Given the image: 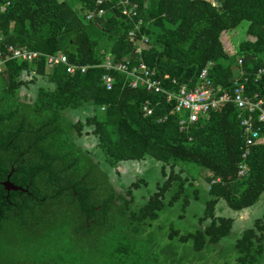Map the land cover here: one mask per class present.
I'll return each mask as SVG.
<instances>
[{
    "label": "trees",
    "instance_id": "obj_1",
    "mask_svg": "<svg viewBox=\"0 0 264 264\" xmlns=\"http://www.w3.org/2000/svg\"><path fill=\"white\" fill-rule=\"evenodd\" d=\"M122 1L137 4V15H124ZM99 9L104 10L101 16L87 19ZM244 21L246 36L235 44L234 30ZM133 31L135 37L130 36ZM0 33L2 47L62 54L70 63L88 66L84 73L70 74L64 65L48 67L41 57L33 62L10 60L0 72V239L9 222L20 224L30 236L40 235L51 222L66 226L75 250L100 232L126 223L128 230L140 233L141 224L158 219L167 206L183 200L187 209L189 187L198 199L194 187L207 171L211 198L199 219L202 227L193 233H170L171 239L192 242L195 251H202L220 243L234 227L233 218L217 215L221 200L234 211L260 200L264 144L246 146L234 103L182 129L175 101L143 86L132 87L128 74L108 71L104 65L108 56L113 63L144 62L171 90L199 86L208 67V79L223 91L231 92L240 80L249 96L264 100V74L257 77L264 68V0H104L101 5L98 0H0ZM142 36L149 43L137 54ZM106 74L114 78L111 90L103 80ZM32 86V101L23 99L22 90ZM147 104L151 115L144 112ZM82 107L89 112L75 119L70 110ZM90 136L110 166L147 157L163 163L164 181L139 210L130 208L133 189L145 180L131 183L120 204L109 173L94 150L83 145ZM242 164L248 167L244 175L239 174ZM8 179L23 190H8L3 185ZM28 246L27 257L34 250L47 252ZM235 248L240 264H264V219L246 229ZM127 250L125 245L118 249L123 254ZM18 257L6 262L21 264Z\"/></svg>",
    "mask_w": 264,
    "mask_h": 264
},
{
    "label": "rangeland",
    "instance_id": "obj_2",
    "mask_svg": "<svg viewBox=\"0 0 264 264\" xmlns=\"http://www.w3.org/2000/svg\"><path fill=\"white\" fill-rule=\"evenodd\" d=\"M248 23L242 22L234 30L235 44H238L246 36ZM224 41L230 45V38L224 36ZM34 86L23 89L21 96L23 99L32 101L35 96ZM89 108L82 107L77 110H70L76 119L83 114L86 115ZM83 145L93 149L96 160L100 162L102 168L107 171L119 191V203L122 204L126 198L125 191L129 185L136 180L143 179L145 184L133 189L134 200L131 204L132 210H139L144 206L149 197L156 191L157 185L164 181L162 171L163 163L153 157L145 160L124 161L117 167L110 166L104 158V154L96 149L94 137H87ZM169 170V169H168ZM199 169L196 168V171ZM207 171H202L200 178L196 182L199 198L194 199L193 188L189 187L191 203L187 209H183V200L167 206L158 219L150 221L143 227L140 233L128 230L124 224L115 226L111 230L100 232L94 236L91 243L82 244V248L75 250L70 239L64 231L66 226H57L56 222L42 231L40 235H28L29 231L23 229L20 224L9 222L5 225L6 235L0 239V264H8L7 260L19 256L21 264H40L47 261L49 264H240L237 261L238 252L235 243L241 234L255 225L258 219H264V193L260 200L252 207L244 211H234L224 200L218 204L217 215L230 217L235 220L232 232L218 244H210L202 251H195L192 242H181L179 238H170L172 230L180 231L182 234L193 233L200 229V217L203 215L206 202L211 198L209 185L206 177ZM175 185L166 196V202L175 193ZM206 223H204L205 225ZM203 225V226H204ZM125 231V232H124ZM124 235H126L124 238ZM44 248L47 252L37 253L32 251L30 256H26L24 250H29L30 246ZM125 245L127 254L119 252L121 246ZM66 247V248H65ZM72 251H68L70 249ZM35 252V253H33ZM42 261V262H41ZM38 262V263H37Z\"/></svg>",
    "mask_w": 264,
    "mask_h": 264
},
{
    "label": "built area",
    "instance_id": "obj_3",
    "mask_svg": "<svg viewBox=\"0 0 264 264\" xmlns=\"http://www.w3.org/2000/svg\"><path fill=\"white\" fill-rule=\"evenodd\" d=\"M104 0H98V4H103ZM8 2L2 7L5 9ZM123 14L128 16L137 15V4H130L129 1H122ZM104 10L99 9L87 15V19H91L96 15L101 16ZM131 37H135V31L130 32ZM3 37L0 33V72L4 69L5 64L10 60H21L33 62L45 58L48 67L64 65L70 74L78 71L84 73L88 66L70 63L68 57L62 54H43L37 51H30L24 48L15 46L2 47ZM149 39L142 36L140 45L136 49L137 54H141L143 49L148 46ZM242 61H239L241 64ZM108 71L116 70L128 74L131 77V85L136 88L138 86L145 87L148 91L163 94L167 101H175V111L182 114L179 125L182 129L198 122L202 115L207 114L211 110L220 108L223 104L231 102L236 105L240 111L241 124L244 128V138L247 147L258 144H264V100L258 95L253 97L246 93L245 84L236 80L231 92L223 91L221 87L215 86L208 79V67H206L201 75V83L195 88H189L186 85L181 86L178 90L167 89L163 86V80L159 78L155 70L150 69L144 62L136 65H131L129 60L113 63L110 56L106 58L105 65ZM242 75V72H240ZM264 74V68L257 73V77ZM168 76H165V79ZM104 83L108 90H111L114 83V78L110 74L103 77ZM144 112L146 115L152 114V109L149 104L145 105ZM167 117L160 118L162 122ZM247 154H244L246 157ZM248 167L246 164L240 166V175L246 174Z\"/></svg>",
    "mask_w": 264,
    "mask_h": 264
},
{
    "label": "water",
    "instance_id": "obj_4",
    "mask_svg": "<svg viewBox=\"0 0 264 264\" xmlns=\"http://www.w3.org/2000/svg\"><path fill=\"white\" fill-rule=\"evenodd\" d=\"M3 184L6 186V188L8 190H15V191L23 190L21 187H18V186H15L14 184H12L9 180L6 183H3Z\"/></svg>",
    "mask_w": 264,
    "mask_h": 264
},
{
    "label": "flooded vegetation",
    "instance_id": "obj_5",
    "mask_svg": "<svg viewBox=\"0 0 264 264\" xmlns=\"http://www.w3.org/2000/svg\"><path fill=\"white\" fill-rule=\"evenodd\" d=\"M8 180H9V179H8ZM8 180H7V181H8ZM7 181H6V182H7ZM9 181H10V180H9ZM6 182H4V183H6ZM10 182H11V181H10ZM11 183H12V182H11ZM12 184H13V183H12ZM3 185H4V184H3ZM14 185H15V184H14ZM4 186H5V185H4ZM15 186H16V185H15ZM5 187H6V186H5ZM18 187H19V186H18Z\"/></svg>",
    "mask_w": 264,
    "mask_h": 264
}]
</instances>
